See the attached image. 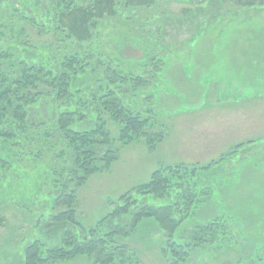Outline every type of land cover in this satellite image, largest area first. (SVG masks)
<instances>
[{
  "label": "rangeland",
  "instance_id": "374dc122",
  "mask_svg": "<svg viewBox=\"0 0 264 264\" xmlns=\"http://www.w3.org/2000/svg\"><path fill=\"white\" fill-rule=\"evenodd\" d=\"M124 6L116 16L96 19L100 33L90 44L107 49L133 77L116 91L127 107L148 120L149 132L162 133L163 140L153 150L145 139L123 145L120 126L108 114L117 157L77 187L76 217L84 228L105 234L135 213L100 227L110 201L148 182L161 167L194 166L199 172L190 180L195 198L190 210L178 189L167 198L148 199L157 208L175 205L185 211L182 217L178 209L174 212L179 221L186 217L174 239L186 248L184 264H264V0H156L148 6ZM45 9L32 10L41 28L26 25L18 33L17 49L36 54L39 47L54 44L65 52L83 50L84 43L55 37ZM4 14L1 5L0 16L6 18ZM8 16L21 23L16 15ZM6 21L0 18V34L12 36L19 25ZM8 25L17 29L7 31ZM0 70L15 71L6 53ZM94 70L92 66L77 87L96 90L103 69ZM113 75L107 72V78ZM50 105L41 104L30 118L52 120ZM92 124L86 121L76 129ZM51 136L55 144L49 140L39 149L14 143L0 149L15 166L0 181V264H23L25 248L35 236L55 246L64 229H77L54 220L66 209L62 180L73 157L58 142L59 133ZM213 221H220V227L203 240L193 239L198 225ZM127 231L115 244L135 251L139 264H177L167 261L169 236L154 219H143L134 232ZM61 264L97 263L84 254Z\"/></svg>",
  "mask_w": 264,
  "mask_h": 264
},
{
  "label": "trees",
  "instance_id": "16d2710c",
  "mask_svg": "<svg viewBox=\"0 0 264 264\" xmlns=\"http://www.w3.org/2000/svg\"><path fill=\"white\" fill-rule=\"evenodd\" d=\"M155 2L156 0H0V8L2 5L7 10V15L4 14L6 18L0 16L3 22H9L6 21L8 19L19 25V29L13 25L4 26L7 31L17 29L12 36L8 33L0 34V57L6 53L15 70L12 74L0 70V149L8 148L13 143L39 149V144L43 145L49 140L55 144L51 134L56 132L60 134L58 142L62 141L73 157L72 164L67 167L69 170L66 177L69 181L66 177L62 180L66 209L56 214L54 220L58 225L66 223L77 226V229L75 232L70 228L64 229V238L55 246H50L35 236L25 248L23 264H61L63 260L84 254L94 258L97 264H139L135 251L126 244L117 245L115 242L127 235V230L134 232L146 218L154 219L161 230L168 233L169 246L164 251L167 261L175 259L177 264H184L186 261L185 246L174 240L179 233L180 222L186 218L179 221L174 217V212L178 209L181 215L185 211L175 205L157 208L152 206L148 199L167 198L171 196V190L178 189L190 210L195 203L191 190L193 183H190V180L193 181L199 172L194 166L177 164L161 167L153 173L148 182L127 191L117 200L110 201L111 209L98 222L100 227L116 220L120 221L125 216L130 219V214L135 213L131 217L132 220L126 221L125 224H114L115 229H108L105 234L99 235L101 230L84 228L76 217L77 187L85 184L102 168H109L117 157V149H113L115 142L105 119L108 114L120 126L119 141L123 145L145 139L149 149L153 150L157 143L163 140L162 133L149 132L148 120L141 112L127 107L121 100L120 93L116 91L118 87L126 85L127 79L133 77L129 76L107 49H99L97 44H90L100 33L96 19L107 15L116 16L124 5L148 6ZM38 7H46L45 18L51 22L50 29L58 34L55 37L59 38L60 42L79 41L86 44L85 48L70 53L49 44L44 48L39 47L36 54H27L26 51L17 49L18 41L22 39L18 33L22 32L26 25L34 24L35 27L41 28L39 19L31 15L32 10ZM8 15H16L21 23ZM44 27L46 25L43 29ZM10 50L12 52H9ZM152 64L157 66L159 62L154 60ZM97 65L101 66L98 69H103L100 74L103 79L97 80V89L88 92L77 87V82L86 78L92 66L94 72L98 70ZM107 72L114 75L107 78ZM139 81L133 80L132 83L136 86ZM45 103L52 104V120L44 117L30 118L33 110ZM86 121L93 124L84 130L76 129ZM9 143L11 144L8 146ZM8 156L10 155L0 153V181L4 180L6 170L15 167L13 162L8 164ZM71 181L72 184L75 182V186L70 184ZM219 222L198 225L193 239L203 240L204 235L220 227Z\"/></svg>",
  "mask_w": 264,
  "mask_h": 264
}]
</instances>
